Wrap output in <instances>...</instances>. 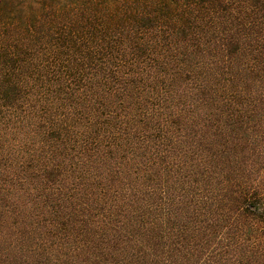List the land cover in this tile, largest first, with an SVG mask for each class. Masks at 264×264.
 <instances>
[{"label":"trees","instance_id":"1","mask_svg":"<svg viewBox=\"0 0 264 264\" xmlns=\"http://www.w3.org/2000/svg\"><path fill=\"white\" fill-rule=\"evenodd\" d=\"M0 264H264V0H0Z\"/></svg>","mask_w":264,"mask_h":264}]
</instances>
